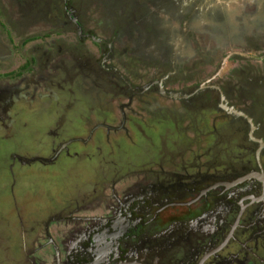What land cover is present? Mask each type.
I'll return each instance as SVG.
<instances>
[{"label": "flooded vegetation", "instance_id": "flooded-vegetation-1", "mask_svg": "<svg viewBox=\"0 0 264 264\" xmlns=\"http://www.w3.org/2000/svg\"><path fill=\"white\" fill-rule=\"evenodd\" d=\"M89 1L0 0L24 56L0 63V123L39 104L33 129L64 138L46 161H81L42 263L264 264V0H137L110 27L115 4ZM139 121L153 157L125 163Z\"/></svg>", "mask_w": 264, "mask_h": 264}, {"label": "rangeland", "instance_id": "rangeland-1", "mask_svg": "<svg viewBox=\"0 0 264 264\" xmlns=\"http://www.w3.org/2000/svg\"><path fill=\"white\" fill-rule=\"evenodd\" d=\"M85 1L88 3L91 2L89 0ZM108 1L115 4V14L108 13L107 11L103 13L101 11V5L99 7L96 5L95 9L98 7L99 11L97 13L98 18L95 17L94 22H97L98 19V22L101 23L102 21L105 25H109L110 27V25L112 26L114 24L118 16H129L130 18H127L131 19L132 13L138 14L141 12L139 9L133 11L132 2H138L137 0ZM143 1L144 0H141L140 4L145 5ZM153 8L154 4L150 9L153 10ZM101 26L103 27L102 24ZM0 29L5 33L4 40H1L5 49L0 53V63L3 64L2 68L5 67L3 71H6L11 67L16 68L19 66V63L24 61L22 58L23 53L21 50H17L16 43V39L20 41L21 37L16 36L15 33L6 36L2 24H0ZM11 33L13 32L11 31ZM40 43L41 39H38L34 43L31 42L27 44L28 47L24 48V50L31 55V48L33 49L34 46L40 45ZM46 45H49V43ZM144 56L148 57L147 54H144ZM69 60L73 61L72 59H68L62 63L61 66H63V68L71 66L68 62ZM6 82L7 80H4L1 84H7ZM31 87H34V85H30L29 89H33ZM108 102L112 108L113 104L110 102L109 98ZM17 107H23L27 110L24 115L25 118L23 117V119L30 125V130L22 127V123L16 124V122L13 123L6 118L2 119L0 123V158L2 159H0V264H43L40 258V250L43 248L42 244L48 242L46 241L47 238L53 237L48 232L46 223L50 216L55 215L65 206L64 204L66 203L64 202L67 200V196L75 195L77 182H71L74 180H81L83 177H79L80 173L77 172L78 168L75 167L78 166L81 161L77 159L78 162L76 159H71V157H68L67 161H65V159V163L63 161L54 163L46 161L47 158L53 156L52 149L54 144L61 142L64 138L58 137L53 144V138L46 132L47 136L44 133H41V136L36 133L38 131L41 132L43 128H39L37 131L33 129V127L38 125H47L45 124L47 117L37 119L32 116L35 113L38 115L39 104L37 106H31L29 101H20ZM17 107L14 111L16 121L23 116V114L21 115L18 112ZM45 115L48 114L45 113L43 116ZM49 120L50 117H48V121ZM67 120H69V118H67ZM139 122L142 123L140 125L141 129L131 128V138L127 139V142H125L129 145V148L126 146V151L122 155V158L125 159V163H129L130 161L133 163L134 159L142 161L143 158L153 157V154H144L141 148L139 142L144 140L142 137L144 129H142V127L148 128V126L144 121ZM50 123L51 120L49 124ZM139 124L140 123H138V127ZM11 126L13 128L10 130ZM134 126L136 127L137 125L134 124ZM47 127L48 126H45L44 129H47ZM28 130L29 132H27ZM148 133L150 136H148L147 139L154 143L171 142V139L164 138L166 135L160 138L156 134H152L151 132ZM44 142H48L47 147L43 145ZM139 147L141 150H139ZM136 168L137 166H131V170L128 169L124 172L127 173L133 170L137 172ZM82 173L84 172L82 171ZM84 176L86 177V175ZM86 178L92 182L89 177ZM86 178H84V180ZM78 187L82 191L88 187V185H80ZM49 228L52 230L53 225ZM48 246L52 248L50 245Z\"/></svg>", "mask_w": 264, "mask_h": 264}]
</instances>
